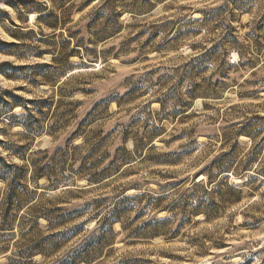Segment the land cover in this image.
<instances>
[{
	"label": "clouds",
	"instance_id": "1",
	"mask_svg": "<svg viewBox=\"0 0 264 264\" xmlns=\"http://www.w3.org/2000/svg\"><path fill=\"white\" fill-rule=\"evenodd\" d=\"M0 264H264V0H0Z\"/></svg>",
	"mask_w": 264,
	"mask_h": 264
}]
</instances>
